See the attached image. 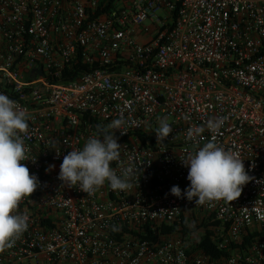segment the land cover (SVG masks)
Masks as SVG:
<instances>
[{"label": "built area", "instance_id": "built-area-1", "mask_svg": "<svg viewBox=\"0 0 264 264\" xmlns=\"http://www.w3.org/2000/svg\"><path fill=\"white\" fill-rule=\"evenodd\" d=\"M80 63L96 68L70 80ZM0 93L29 113L22 163L40 181L0 264H264V0H0ZM120 117L111 166H132L133 187L63 185L64 155ZM216 117V133L186 140ZM159 118L173 132L157 143ZM213 135L254 179L232 204L171 195ZM194 217L208 227L183 234ZM205 231L219 256L200 248Z\"/></svg>", "mask_w": 264, "mask_h": 264}, {"label": "clouds", "instance_id": "clouds-1", "mask_svg": "<svg viewBox=\"0 0 264 264\" xmlns=\"http://www.w3.org/2000/svg\"><path fill=\"white\" fill-rule=\"evenodd\" d=\"M29 119V113L20 108L15 100L0 93V253L14 247L28 230L29 217L19 212V205L24 198L31 197L40 185L38 177L22 163L32 160L28 155L30 149L24 143ZM226 120L227 117H216L209 119L205 125L190 128L186 140H193L205 128L216 133ZM124 124L123 117L106 125L99 124L95 135L87 138L82 149L71 148L60 165L58 179L62 184L78 188L87 196L93 195L106 183L113 191L131 189L134 168L129 166L118 175L111 166L121 156L122 145L118 143L115 132L119 130L124 134L121 130ZM172 132L167 118H159V126L155 129L157 143L164 142ZM55 150L59 156L60 148ZM181 161L188 168L190 184L183 194L176 185L170 192L177 198L186 197L188 201L195 198V205L221 200L232 204L241 196L243 187L254 179L246 171L239 154L219 145L214 135ZM54 167L50 165V169Z\"/></svg>", "mask_w": 264, "mask_h": 264}, {"label": "trees", "instance_id": "trees-1", "mask_svg": "<svg viewBox=\"0 0 264 264\" xmlns=\"http://www.w3.org/2000/svg\"><path fill=\"white\" fill-rule=\"evenodd\" d=\"M96 66H89V65H85L80 63L78 65V67H76L75 71L70 75L69 79L70 80H74L76 78L79 77V75L81 74V72H87L90 70L95 69ZM65 79H68L65 77ZM208 227V224L206 223L205 219H199L194 217L193 221L186 222L184 221L182 224V228H181V232L183 234H188L191 233L192 231H196V230H202ZM175 231H179L176 227H168V228H164V232H168V233H172ZM200 248H202L206 253L217 257L219 256V252L217 251V249L215 248L213 242L211 241V237H210V233L208 231H205V235H202V240L201 243L199 244Z\"/></svg>", "mask_w": 264, "mask_h": 264}, {"label": "crops", "instance_id": "crops-1", "mask_svg": "<svg viewBox=\"0 0 264 264\" xmlns=\"http://www.w3.org/2000/svg\"><path fill=\"white\" fill-rule=\"evenodd\" d=\"M139 40L140 41H146L147 40V37H140Z\"/></svg>", "mask_w": 264, "mask_h": 264}, {"label": "water", "instance_id": "water-1", "mask_svg": "<svg viewBox=\"0 0 264 264\" xmlns=\"http://www.w3.org/2000/svg\"><path fill=\"white\" fill-rule=\"evenodd\" d=\"M40 73H42V72L40 71Z\"/></svg>", "mask_w": 264, "mask_h": 264}]
</instances>
